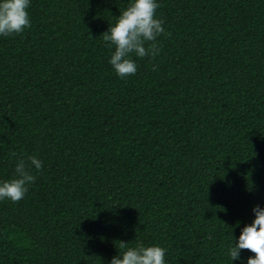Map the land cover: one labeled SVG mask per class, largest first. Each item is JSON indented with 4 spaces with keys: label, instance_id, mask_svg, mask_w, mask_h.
Listing matches in <instances>:
<instances>
[{
    "label": "trees",
    "instance_id": "trees-1",
    "mask_svg": "<svg viewBox=\"0 0 264 264\" xmlns=\"http://www.w3.org/2000/svg\"><path fill=\"white\" fill-rule=\"evenodd\" d=\"M0 264H264V0H0Z\"/></svg>",
    "mask_w": 264,
    "mask_h": 264
}]
</instances>
